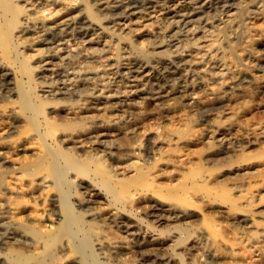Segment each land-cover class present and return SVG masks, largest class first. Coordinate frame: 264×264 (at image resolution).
I'll list each match as a JSON object with an SVG mask.
<instances>
[{
    "label": "bare ground",
    "instance_id": "1",
    "mask_svg": "<svg viewBox=\"0 0 264 264\" xmlns=\"http://www.w3.org/2000/svg\"><path fill=\"white\" fill-rule=\"evenodd\" d=\"M133 32L145 36L146 42H141L139 46L131 41L127 35ZM240 32L246 33H243V39L239 37ZM14 38L20 40L24 50H33L29 54L25 51V56H22L24 60L18 61V67L14 64V54L19 58L21 52L19 54L18 51H13L12 45L18 43ZM258 46L264 50V0H0V98L14 107L0 112L2 120L10 118L13 122L6 137L25 129L28 138L24 135L23 139H26L17 149L18 153L23 152L24 155L31 151V141H35L38 152L32 151V154H42L50 168V173L40 177V184L44 185L42 191L52 184V176L61 181L67 175L65 169L64 173L62 171V161L70 159L74 152L90 159L107 155L106 158L120 162V165L118 163L115 166L116 163L109 161L112 163L111 170H107L103 177L113 181V184L130 178L134 182L144 181L147 179V167L138 164L139 154L146 150L163 157L165 152L182 144L187 145L189 140L186 137L194 131L191 126L194 120L190 115H185L186 122L182 126L173 128L168 124L161 125L162 131L158 138L155 137L150 145L142 148L132 141L136 136L135 128L109 123L107 115L113 113L125 118H128V113L137 121L145 115L172 120L171 115H177L179 111L182 113L183 110L189 114L197 111V108L211 111L208 118H211V122L201 125L199 129L203 141L213 148L205 158L215 159L221 151H235L233 143L236 140L250 143L264 137V118H246L253 101H257L254 94L256 91L261 94L260 91L264 90L263 72L256 73L250 79L246 74L255 59L259 61L264 58V51ZM113 48L115 52L110 53ZM28 58L31 63L26 60ZM24 81L29 84V88L24 87ZM35 85L38 86L37 91H34ZM225 104L237 106V109L214 111ZM256 109L253 111L264 110V101L259 102ZM4 137L3 133L0 138ZM142 145L145 144L142 142ZM70 161L71 159L68 164ZM90 167L85 170L88 171ZM258 170L257 163L239 161L225 168L217 175V179L220 181L227 177H240ZM94 180H79L82 196L78 206L82 207L83 203L97 204L105 198V192L102 194L99 186L98 190L95 184L97 180ZM35 191L40 192L37 189ZM89 193L95 197L91 198ZM262 193L264 185L250 191L243 202L234 201L235 210L228 215L237 231L238 241L253 249L258 261L264 264V227L256 226L252 214L236 209L239 204L248 203ZM200 196L202 197L201 194ZM50 197L52 207L47 211L46 219L52 224L45 223L49 227L53 226L55 215L58 220L64 218V213L61 214L55 209V196ZM3 202H0V264H31L12 258V253L18 252L19 248L29 251L34 245L28 236L26 238L14 226H10L13 223L7 225L5 218L12 206L3 207ZM149 208L156 213L157 221L163 224L180 221L190 213V209L181 204L168 203L159 198L152 200ZM70 210L59 230L57 229L58 232L37 241L36 247L47 249L65 232L74 239L64 244L63 254L70 256L79 250L84 253L87 246L83 249L86 243L81 246L79 241H75L80 237L78 229H73ZM65 211L67 210L63 212ZM92 219L104 221L109 228L118 226L123 233L124 240H111L108 237L110 234H104L100 238L101 244L116 261H120L122 256L126 260L139 251L142 254L140 264H183L180 261L183 254L179 258L167 252L168 247L172 248L173 245L178 251L187 254V264H220L224 256L214 247L208 230L202 226L196 235L183 242L184 237L180 240V231H170L165 237L148 235L123 207L116 206L111 211H100ZM73 247L78 251H74ZM198 249H201L200 252L204 251L201 255L205 254V258L197 257L195 250L199 252ZM85 253L84 264H100L97 257V260L91 261L93 258L90 256L91 260H88ZM231 253L229 252L230 257Z\"/></svg>",
    "mask_w": 264,
    "mask_h": 264
},
{
    "label": "rangeland",
    "instance_id": "2",
    "mask_svg": "<svg viewBox=\"0 0 264 264\" xmlns=\"http://www.w3.org/2000/svg\"><path fill=\"white\" fill-rule=\"evenodd\" d=\"M243 33H245V32H240V34H239V37L242 39L245 37V35ZM127 36L131 41H133L134 43H136L139 46H141V42L145 43L147 40L145 38V36L139 34V32H133V34L130 33ZM14 39L18 43L15 42V44H13V45L10 44V45H12L13 51H15V52L20 51L21 52V55H19V58H18V55L14 54L15 60L17 61L16 62L14 60V64L17 65V67H18V65L20 66L18 61H20V60L22 61V59L24 60L23 57L25 56L26 52H27V54H29L30 52H33V50H30L29 48H25V50H24L23 49L24 47L20 43V40L18 38H14ZM15 46L18 48H16ZM258 47L261 48V46H258ZM112 50L113 51L110 50V53L115 52L114 48ZM261 50H263V49L261 48ZM20 52H19V54H20ZM26 60L28 61V63H31L30 58H28ZM104 61H105V59H104ZM259 61H260V63H263L262 64L263 66L259 65L260 64V63H258ZM259 61L258 60L256 61V59H255L253 62L254 65L252 63V65L249 67L250 70H249V68L247 69L250 71V72L249 71L246 72L249 79L251 76H252V78L255 77L256 73L257 74L262 73V72L264 73V71H263L264 70V58L259 59ZM15 65H12V66H15ZM257 70H258V72H257ZM25 81H27V80L25 79ZM25 81H24V84L27 86L24 85V87L29 88V84L28 83L26 84ZM37 89H38V86L35 85L34 91L35 90L37 91ZM256 92L257 93L254 94V97L257 99V101L256 100L253 101V104L251 106L252 108L250 107L251 110L248 111L249 114L247 115L248 117H246L248 120H250L251 118L252 119L264 118V110L260 109L258 111H253V110H257L256 107H257V104L259 102L264 101V90L260 91L261 94H259V91H256ZM236 107L237 106L225 104V105L219 106V109H218V107L215 108L214 111H217V110L218 111H220V110L221 111H227V110H231V109L234 110V109H237ZM5 109L11 110V109H14V107L8 101L0 98V112L3 113L2 111ZM196 110L197 111L194 110V112L190 113V114L186 110H183L182 113L179 111V113L177 112L178 113L177 115L175 113V114L170 116L171 119L173 118L172 120H169L170 118H168V120L167 119H158L157 117L155 118L152 115H150V116L145 115L146 117L142 116V118H138L136 121V119L131 118L128 113H127L128 118H125L124 116L119 115V114H115V113L107 115V120L109 121L110 124H116V125L122 124L123 126L128 127V128H130V127L135 128L136 129V136L132 139V141H134L136 146L142 147V148L147 146L148 144L150 145L151 142L155 140V137L158 138V136L160 135V133L162 131L161 125L168 124L173 128L180 127L186 122L184 119L185 115H186V117L190 115L192 117V119L194 120L191 123L192 124L191 126H192V128H194V131L186 137L189 140L187 145L182 144L177 148L169 150L163 154V157L156 155L150 151L146 152V150H144L143 153L139 154L138 164L140 166L143 165V166L147 167L146 168L147 179H145L144 181H138V182L135 181L134 182L133 178L132 179L130 178V179H126L125 181H122L120 183H114L113 184V183H111L113 181H111V180L109 181L108 179L106 180L103 177H104L105 172H107V170H111V168H110V166L112 164L111 162H113L114 164L116 163L115 166L118 165V163L120 165L121 164L120 162H114V161L106 158L107 155H102L98 159H90L88 157L79 156L78 154H76L74 152V153H72L73 155L70 158L71 159V161L69 162L70 164H68V160H70V159H66V160L62 161V171H63V173L66 171L65 174H67V175H64L63 179L61 180L63 183L61 181L55 180L54 177L52 176L51 177L52 178V180H51L52 184L50 186H48L47 189H45L43 191L41 188L44 185L42 183L40 184V177H42V175L45 176L46 174L50 173V168H49V165L47 164V162L45 161V159L43 158L42 154L41 155L40 154H32V151L37 150V146L34 144L35 141H31L33 143V144L32 143L30 144V146H31L30 150L31 151H28V153H26L25 155L22 154L23 152L18 153L19 151L17 149L19 148V144H21L22 142H24V140L26 138H28L27 137L28 134L26 133V130L24 129L22 132H19V133L17 132V134H16V132H13L12 134H10L9 136L6 137V135L9 134L11 131V127L13 125L12 124L13 122L10 118L8 119L5 117L6 118L5 120H2L0 118V131L2 129L5 131L4 132L2 130L3 131V132L1 131L2 135H0V137L3 136V133L5 135V137L3 139L0 138V202H3V199H4L3 207L5 206V207L9 208L12 206L14 208V209H11L12 207L9 208V212H8L9 214H7V216L5 218L7 225L9 223H13V225L10 224V226H14L16 228V230L18 232H20L21 234H23L26 238L29 237L28 238L29 241L32 240L33 241L32 244L34 245L33 246L34 248L32 246H31L32 248L29 246L31 249L29 251L25 250L24 248H19L18 252L12 253V255H13L12 258L13 259L15 258L14 260L17 259L16 261H24L26 263H31V264H68L69 262L71 264H84V262H85L84 253L86 251L87 253H85V255L86 254L88 255V256H86L88 260H91V257L93 258L91 261H93L94 259L97 260V258H98L97 261L100 264H134V263L140 264L142 262V260H140V259H142V254L139 251H136L134 253V255L130 256L131 259L128 258L126 260H123L124 256H122L121 257L122 259L120 258L121 259L120 260L121 262H120V261H116L117 259H115L113 257V255L109 252V250L107 248H105L100 242V238L104 234H107V235L110 234L108 237L111 240H124V239H122L123 233L121 232V230L119 229L118 226L109 228L107 223H105L104 221H101L98 219H92V217L96 216L97 213H99L100 211L101 212L107 211V210L111 211L112 209H114V207L119 206V207H123V209L125 208V211H127L129 216H131V217H133V219L137 220L139 225L142 228H144V230L146 231V233L148 235H159L160 237H165L167 234L170 233V231L171 232L172 231H178V232L180 231L179 232L181 234L180 240L182 237H184V238H182V241L186 242L193 235H196L197 231L202 226L208 230V232L211 236V242L214 245V247L218 250L220 255L221 256L224 255L222 257L223 259L221 260L220 264H228V263H230V264H262L256 258V253L253 251V249L244 245L241 241H238L239 240V239H237L238 235L236 234L237 231L235 229L233 222L230 221L231 219H230L228 213L230 211L235 210V207L233 206L234 201H237L238 203H240L241 201L243 202L244 197L249 195L250 191H252L256 187L264 185V140H263L264 137H261L257 141L250 142V143L242 142L240 140H236L233 143L236 147L235 151H233L231 153H229V152L226 153L225 151H221L220 154H218L217 158L212 159V160H207L205 158V155L209 154L213 148L208 147L209 145L203 141V135H202V132L199 129V127L201 125H204V124L207 125L211 122L210 121L211 118L208 119L210 117L209 114L211 113V111H206V110L200 109V108H197ZM205 115H206V117H205ZM5 116H7V115H5ZM151 116L153 117V119ZM144 117H145V119H144ZM149 118H151V119H149ZM155 119H158V120L154 121ZM142 120H143V122H142ZM145 120L147 122H144ZM139 121L141 123H139ZM149 122H150V124H149ZM138 124H142V126L138 125ZM175 125H176V127H174ZM137 127H138V129H137ZM139 127L143 130H141ZM7 129H8V131H7ZM56 132H59V131L57 130ZM24 135L26 136L25 139H23V137H25ZM147 136L149 139L147 138ZM142 142L145 145H142ZM203 145H205V146H203ZM185 146H187V147H185ZM192 146H194L195 148L194 147L192 148ZM36 152H38V151H36ZM190 155H191V157H189ZM170 157H171V159H170ZM193 157H195V158H193ZM76 158L78 159V162H76V160H77ZM3 160H5V161L3 162ZM72 160H73V162H72ZM185 160H186V162H185ZM82 161H84V164H82L83 163ZM85 161H87L86 164H85ZM109 161H111V162L109 163ZM239 161L240 162L241 161H248V162L257 163V164H259V170L254 172V173H248L244 176L227 177V178H224L223 180L218 181L217 175H220V173L225 168L229 167L231 164L237 163ZM74 162H75V164H73ZM78 163H79V165L80 164L82 165V168H81V165L80 166L78 165ZM91 163L94 166H92ZM191 163L194 165H192ZM205 163H206V165H205ZM7 165H9V167ZM83 165H87V167H86L87 169L90 166H92V167H90L92 170L89 169L88 171H86L85 170L86 168ZM76 166H77V168H76ZM176 166H178V167H176ZM181 166H183L182 169H178ZM78 167H79V169H78ZM94 167H96L98 170L96 168H95V170H93ZM64 169H65V171H64ZM93 171H95V172H93ZM96 172H98V174ZM88 173H90V174H88ZM92 173H93V176H92ZM172 174H174V175H172ZM95 175H98V177ZM101 175H103V176L101 177ZM250 175L252 177H250ZM171 176H174V177H171ZM91 177H93V178H91ZM99 177H101V178H99ZM81 179H84V180L95 179V180H97V181L94 180L95 184L97 185V187L99 186L101 188L100 189L98 187V190L100 189L99 191H101L102 194H103V191L105 192L103 194L105 196V198L101 199L100 202L97 204H95V203H90V204L83 203L82 207L78 206L80 204V200H81V196H82L80 187L78 185L79 180H81ZM188 179H190V180H188ZM191 179L193 182H191ZM194 179H196V180H194ZM245 179H247V180L245 181ZM259 179H261V181ZM256 180L258 182L260 181V183H258ZM35 181H38V182H35ZM190 182H191V185H189ZM33 183L38 188L36 186H34ZM37 183H39V184H37ZM124 183L127 185H125ZM184 183H186V184H184ZM118 184H119V186H115ZM232 185H235V186H232ZM32 186H34V187H32ZM51 186H52V188H51ZM134 186H136V188ZM187 186L190 188H188ZM122 187L124 188V190L126 189L127 191L126 190L123 191ZM34 188L40 192L35 191ZM157 188H159V189L156 192ZM1 191H3V192H1ZM38 193L39 194L42 193L44 195H41V194L39 195ZM149 193H150V195H149ZM155 193H157V194H155ZM32 194H34V195H32ZM48 194L50 196L51 195L55 196V199H56L55 209H57V211L61 214L64 213V215H63L64 218L61 220L56 219L57 218L56 215L54 216V218H53L54 224L51 227L46 226V224L47 225L49 223L52 224V222H50V220L46 219L47 211H49V209L52 207L51 197ZM200 194L202 195L204 200L200 196ZM208 194H210V195H208ZM106 195H108V196H106ZM170 195L171 196L174 195V196L171 197ZM33 196H36V197L33 198ZM89 196L91 198L95 197L91 193H89ZM4 197H6L7 201H5L6 199ZM60 197L61 198L63 197V198L61 199ZM107 197H108V199H107ZM8 198H10V199H8ZM157 198L162 199L163 201L168 202V203L170 202V203L181 204V205L189 208L190 213L185 218H182L184 221L181 219L180 221L178 220V221L171 223V224H169V223L166 224L164 222V224H165L164 225L163 222L157 221L156 213H154L149 208V205L152 202V200L157 199ZM212 198H213V200H212ZM65 200H68L69 204ZM123 200L126 201V203ZM8 201H10V202L8 203ZM60 201L62 203L64 202V204L60 203ZM66 203H67V206L65 205ZM120 203H121V205H120ZM122 204H123V206H122ZM129 204H130V206H129ZM223 204H225V205H223ZM144 205H145V207H144ZM0 207H1V205H0ZM240 207H242V208H240ZM65 209L67 211L63 212ZM236 209H238L244 213L252 214L253 218L255 220L256 226L258 228L264 227V220H263L264 219V193H262L256 199L249 201L248 203L241 204V205L239 204V206H237ZM68 210H70L69 214H71L70 216H71V219L73 221V225H72L73 229H78V232H79L80 239L75 240V241L77 243L79 241V244L80 245L82 244L81 246H83L84 243H86L83 246V249L85 246H87V247H85L86 250L84 249V253L79 252L81 250L78 251V249L76 247L75 248L77 250L73 247L74 251H78L77 253L76 252L71 253L73 256L72 255L67 256V255L63 254L62 247L64 246V244L66 242H70V240L74 239L71 237V235H68V233H65V232H63L56 241L52 242L51 245L48 246L49 248L47 247V249H46L43 247H39L40 248L39 249L38 247H36V246H38L36 244L37 241H40V240L42 241V240H44L50 236L55 235L58 232L57 229L59 230L62 221H64L65 217H67ZM244 210H246V211H244ZM29 211H30V213H29ZM222 212L223 213L225 212V213L223 214ZM130 213H131V215H130ZM191 214H192V216H191ZM11 215H13V217ZM8 216L13 222L11 220L9 221ZM39 216H40V218H39ZM26 218H28L29 220ZM188 218H190V219H188ZM7 219H8V221H7ZM79 219H80L81 223L79 222ZM14 220L16 221V223H14ZM43 220H45L46 222H43ZM140 220H142V221H140ZM227 220H228V222H227ZM37 221H39V222H37ZM161 225H163V226H161ZM101 226H102V228H101ZM216 226H218L219 228H217ZM42 227H44V228H42ZM190 227H192V228H190ZM151 229H152V231H150ZM84 231H85V233H84ZM186 233H188V234H186ZM120 236H122V237H120ZM84 237H86V238H84ZM234 237L236 238V240ZM68 238H69V240H68ZM81 238H83V239L81 240ZM218 238H219V240H218ZM86 239H87V241H86ZM84 240H85V242H83ZM80 242H82V243H80ZM226 247H228V248H226ZM102 249H104V250H102ZM171 249H173V250H171ZM177 249L178 248H176L173 245L172 248H171V246L168 247L167 252L171 255L178 256L179 258L181 256V254H183L181 257L182 260L180 259V261L183 264H187L188 260H189L187 254H185L181 251H178L179 249L178 250ZM198 250H199V252L197 250H195L197 257L199 258V257L203 256V258H205V254L201 255V253L202 252L204 253V251L202 250V252H200L201 249H198ZM228 251L230 253L232 252L231 253L232 257H230V254ZM179 252H181V253H179ZM90 253L91 254L94 253L93 256ZM235 255H237V256H235ZM71 256H72V258H71ZM89 257H90V259H89ZM22 258H24V259H22ZM68 258L69 259L71 258V259L69 260ZM201 258H199V259H201ZM228 258H230V259H228ZM237 258H238V260H237ZM233 259H234V261H232ZM242 259H244V260H242ZM245 259H246V261H245ZM248 259H250V260H248ZM62 260H63V262H62ZM228 260H229V262H226Z\"/></svg>",
    "mask_w": 264,
    "mask_h": 264
}]
</instances>
